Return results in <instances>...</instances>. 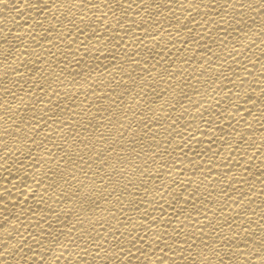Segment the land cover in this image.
Wrapping results in <instances>:
<instances>
[{
    "label": "bare ground",
    "instance_id": "1",
    "mask_svg": "<svg viewBox=\"0 0 264 264\" xmlns=\"http://www.w3.org/2000/svg\"><path fill=\"white\" fill-rule=\"evenodd\" d=\"M0 264H264V0H0Z\"/></svg>",
    "mask_w": 264,
    "mask_h": 264
}]
</instances>
